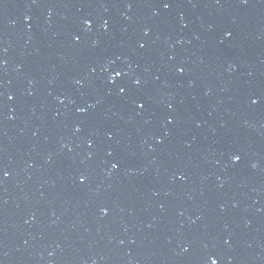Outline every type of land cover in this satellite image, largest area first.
I'll use <instances>...</instances> for the list:
<instances>
[{
  "label": "water",
  "instance_id": "95a60500",
  "mask_svg": "<svg viewBox=\"0 0 264 264\" xmlns=\"http://www.w3.org/2000/svg\"><path fill=\"white\" fill-rule=\"evenodd\" d=\"M213 261L264 264V0H0V264Z\"/></svg>",
  "mask_w": 264,
  "mask_h": 264
},
{
  "label": "snow or ice",
  "instance_id": "6c2138e0",
  "mask_svg": "<svg viewBox=\"0 0 264 264\" xmlns=\"http://www.w3.org/2000/svg\"><path fill=\"white\" fill-rule=\"evenodd\" d=\"M166 8L168 7V5L167 4H165L164 5ZM137 83H139V82H137ZM213 264H216V262L215 261H213Z\"/></svg>",
  "mask_w": 264,
  "mask_h": 264
}]
</instances>
